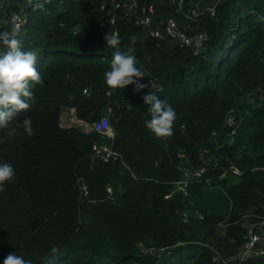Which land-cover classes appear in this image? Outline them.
I'll use <instances>...</instances> for the list:
<instances>
[{"label": "trees", "instance_id": "trees-1", "mask_svg": "<svg viewBox=\"0 0 264 264\" xmlns=\"http://www.w3.org/2000/svg\"><path fill=\"white\" fill-rule=\"evenodd\" d=\"M137 1L154 5L156 22L173 17L190 35L205 32L201 52L151 38L109 0H0V31L24 16L22 46L37 54L44 80L30 85L34 103L10 125L19 135L0 130V163L15 171L0 192V264L10 252L31 264H264L237 257L247 227L264 231V0H221L214 16L192 21L169 0ZM193 3L203 11L214 0ZM192 8L186 2L183 13ZM111 18L145 73L139 93L105 83L114 49L97 27ZM147 93L175 109L170 139L145 127ZM64 109L89 126L108 111L113 137L63 127ZM94 145L119 157L104 162Z\"/></svg>", "mask_w": 264, "mask_h": 264}, {"label": "clouds", "instance_id": "clouds-1", "mask_svg": "<svg viewBox=\"0 0 264 264\" xmlns=\"http://www.w3.org/2000/svg\"><path fill=\"white\" fill-rule=\"evenodd\" d=\"M50 2V0H46ZM44 10L42 4L35 5ZM20 26L15 22L9 31H0V43L6 51L0 53V130H7L8 135H19L17 128L10 127L17 118L28 112L34 103V93L30 85L43 86L44 80L37 69V54L34 51H25L22 46ZM106 44L114 49L110 70L105 72V83L112 89H125L134 85L133 92L139 93L148 87L143 83L145 73L137 67L134 49L131 46L121 48L118 33L107 32L104 36ZM111 95V92L108 93ZM145 104L150 105L151 119L145 121V127L158 139H170L174 135L176 111L167 100L158 98L155 94L147 93L142 97ZM24 133L31 137L34 130L30 118L21 122ZM15 171L11 164L0 163V192L5 189L6 183L14 182ZM59 247H51L49 255L58 257ZM3 264H31L23 256L10 252Z\"/></svg>", "mask_w": 264, "mask_h": 264}, {"label": "built area", "instance_id": "built-area-1", "mask_svg": "<svg viewBox=\"0 0 264 264\" xmlns=\"http://www.w3.org/2000/svg\"><path fill=\"white\" fill-rule=\"evenodd\" d=\"M32 0H28L31 2ZM221 0H214L211 6L203 8V11L199 8V4L193 3V0H169V2L176 8L177 13L183 14L185 20L192 21L198 18L202 13L206 12L211 17L215 14V8ZM188 2L193 8L188 11V13H183L184 4ZM109 5L115 10H119L125 18H128L134 23L135 26L141 27L148 31L151 38L155 40H173L177 42L182 47L190 48L194 55L201 52L203 44L207 40V34L205 32H196L193 34H188L178 28L177 22L173 17H167L166 19H159L156 22V11L153 4H139L137 0H109ZM21 27L25 24V19L23 15H12L10 18V23H13ZM115 20L111 18L109 23L101 22L97 27L100 40L106 43L104 36L107 32L117 33L114 28ZM155 24H158L156 27ZM86 93V91H84ZM108 111L106 115L99 119L98 122L90 126V131H94L104 137L112 138L113 131L109 125ZM227 124L231 126L233 124L232 120L229 118ZM88 130H86L87 132ZM94 155L103 160L104 162H109L116 160L119 156L107 145H94L92 147ZM191 173L184 171L181 181L175 184V188L180 191H184L187 180ZM233 176H240L241 172L237 168H233L230 173ZM196 175H198L196 173ZM110 194L111 190L107 189ZM261 227H264V218L260 223ZM263 234H261L260 229L254 230L252 227H247L246 241L241 247L238 258L244 260L246 258L264 256V241Z\"/></svg>", "mask_w": 264, "mask_h": 264}, {"label": "rangeland", "instance_id": "rangeland-1", "mask_svg": "<svg viewBox=\"0 0 264 264\" xmlns=\"http://www.w3.org/2000/svg\"><path fill=\"white\" fill-rule=\"evenodd\" d=\"M77 121V122H76ZM60 124L63 126V127H71V126H74V127H78V128H81L83 132L87 133V132H90V126L88 124H84L83 122H80L76 119L75 115H74V111H72V109H64L62 112H61V115H60ZM86 130H88L86 132ZM222 227L219 228V231L222 232ZM261 234H263V239H264V231L263 230H260ZM264 241V240H263Z\"/></svg>", "mask_w": 264, "mask_h": 264}, {"label": "bare ground", "instance_id": "bare-ground-1", "mask_svg": "<svg viewBox=\"0 0 264 264\" xmlns=\"http://www.w3.org/2000/svg\"><path fill=\"white\" fill-rule=\"evenodd\" d=\"M77 122V121H76Z\"/></svg>", "mask_w": 264, "mask_h": 264}, {"label": "crops", "instance_id": "crops-1", "mask_svg": "<svg viewBox=\"0 0 264 264\" xmlns=\"http://www.w3.org/2000/svg\"><path fill=\"white\" fill-rule=\"evenodd\" d=\"M73 111V110H72Z\"/></svg>", "mask_w": 264, "mask_h": 264}]
</instances>
